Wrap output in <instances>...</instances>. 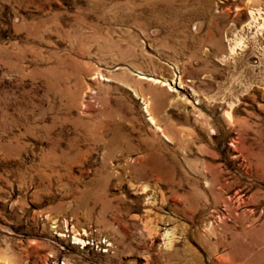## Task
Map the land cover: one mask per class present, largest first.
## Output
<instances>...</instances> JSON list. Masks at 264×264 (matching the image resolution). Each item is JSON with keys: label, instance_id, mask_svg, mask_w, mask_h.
Returning <instances> with one entry per match:
<instances>
[{"label": "rangeland", "instance_id": "rangeland-1", "mask_svg": "<svg viewBox=\"0 0 264 264\" xmlns=\"http://www.w3.org/2000/svg\"><path fill=\"white\" fill-rule=\"evenodd\" d=\"M0 264H264V0H0Z\"/></svg>", "mask_w": 264, "mask_h": 264}]
</instances>
